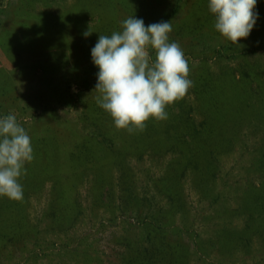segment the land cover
Listing matches in <instances>:
<instances>
[{
	"label": "rangeland",
	"instance_id": "1",
	"mask_svg": "<svg viewBox=\"0 0 264 264\" xmlns=\"http://www.w3.org/2000/svg\"><path fill=\"white\" fill-rule=\"evenodd\" d=\"M256 9L241 46L208 0H0V116L34 149L24 199L0 196V264H264ZM130 15L171 21L193 81L168 119L132 133L97 104L91 59Z\"/></svg>",
	"mask_w": 264,
	"mask_h": 264
},
{
	"label": "clouds",
	"instance_id": "2",
	"mask_svg": "<svg viewBox=\"0 0 264 264\" xmlns=\"http://www.w3.org/2000/svg\"><path fill=\"white\" fill-rule=\"evenodd\" d=\"M258 0H208L216 31L231 42L251 34L259 19ZM171 21L145 24L130 15L121 29L100 34L91 48L98 68L97 104L113 118L118 129L143 131L150 119L166 120L167 108L193 86L190 67L179 42L170 41ZM91 34L90 29L84 33ZM154 52V56L152 53ZM34 159L31 136L14 114L0 116V196L22 201L21 178Z\"/></svg>",
	"mask_w": 264,
	"mask_h": 264
}]
</instances>
